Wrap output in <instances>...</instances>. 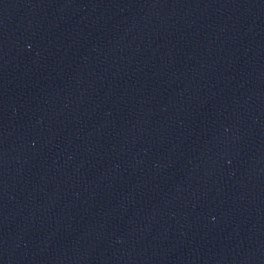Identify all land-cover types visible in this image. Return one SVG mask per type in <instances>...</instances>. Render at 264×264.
<instances>
[{"label": "water", "instance_id": "1", "mask_svg": "<svg viewBox=\"0 0 264 264\" xmlns=\"http://www.w3.org/2000/svg\"><path fill=\"white\" fill-rule=\"evenodd\" d=\"M134 0H0V86L52 58Z\"/></svg>", "mask_w": 264, "mask_h": 264}]
</instances>
